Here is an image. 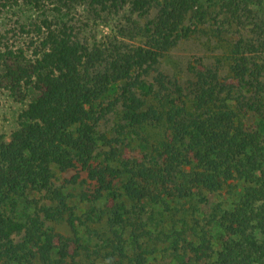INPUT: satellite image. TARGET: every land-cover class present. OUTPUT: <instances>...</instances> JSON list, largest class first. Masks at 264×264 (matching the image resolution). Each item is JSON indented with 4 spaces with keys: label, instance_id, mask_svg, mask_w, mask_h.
<instances>
[{
    "label": "trees",
    "instance_id": "16d2710c",
    "mask_svg": "<svg viewBox=\"0 0 264 264\" xmlns=\"http://www.w3.org/2000/svg\"><path fill=\"white\" fill-rule=\"evenodd\" d=\"M20 3L40 41L0 33V93L29 99L0 136V264H264V0Z\"/></svg>",
    "mask_w": 264,
    "mask_h": 264
},
{
    "label": "rangeland",
    "instance_id": "374dc122",
    "mask_svg": "<svg viewBox=\"0 0 264 264\" xmlns=\"http://www.w3.org/2000/svg\"><path fill=\"white\" fill-rule=\"evenodd\" d=\"M206 3V0H203ZM204 3V4H205ZM219 0H216V4L208 6L205 4L208 10H218L219 9ZM215 13H213L214 15ZM38 13L32 8L25 4H18L15 6L1 7L0 6V33L2 34V41L8 43L9 46L15 48H23L28 56L33 55L35 48L39 46V36L34 30L35 22H38ZM86 17L82 19L85 21ZM92 26H90L91 34H94V37L97 40H103L105 37L112 35L115 29V23L113 21H107V23L96 24L92 20L89 21ZM190 48V50H189ZM183 47L181 48V53L183 54H197L201 49H194V47ZM180 57L175 56V59ZM176 69V68H175ZM29 99L23 101H16L14 97L10 95L9 92L4 91L0 93V136L5 135L9 137L10 133L17 127L18 115L21 110L27 105ZM222 196H217L212 194L209 197L208 204H215L216 202L222 201ZM25 207H23L24 209ZM210 208L207 205H202V225H205L207 222L206 212ZM57 229L60 231H66L62 224L56 225ZM158 259L161 262L171 261L172 257L169 251L160 252Z\"/></svg>",
    "mask_w": 264,
    "mask_h": 264
}]
</instances>
